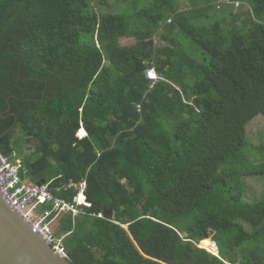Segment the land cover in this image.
I'll list each match as a JSON object with an SVG mask.
<instances>
[{"label": "trees", "instance_id": "16d2710c", "mask_svg": "<svg viewBox=\"0 0 264 264\" xmlns=\"http://www.w3.org/2000/svg\"><path fill=\"white\" fill-rule=\"evenodd\" d=\"M232 1L0 0V150L30 151L32 183L86 179L91 205L53 225L71 264H264L239 171L264 175L241 156L264 116V0Z\"/></svg>", "mask_w": 264, "mask_h": 264}, {"label": "built area", "instance_id": "2783aa9c", "mask_svg": "<svg viewBox=\"0 0 264 264\" xmlns=\"http://www.w3.org/2000/svg\"><path fill=\"white\" fill-rule=\"evenodd\" d=\"M148 74L151 75L152 71L149 70ZM17 161L18 158L0 152L1 195L31 224L35 232L41 234L57 252L68 258L65 238L70 232L57 237L53 225L59 215L70 213L75 218L83 210L82 207L91 205L86 194V179L78 182L70 179L62 185L53 184L56 178L44 183H32L22 177L21 164ZM71 190L76 193L69 199L65 196ZM55 192H61L65 196H58ZM47 204L51 206L48 207ZM99 216H102V213Z\"/></svg>", "mask_w": 264, "mask_h": 264}, {"label": "water", "instance_id": "95a60500", "mask_svg": "<svg viewBox=\"0 0 264 264\" xmlns=\"http://www.w3.org/2000/svg\"><path fill=\"white\" fill-rule=\"evenodd\" d=\"M1 116H5L4 113H1ZM44 182L45 180H42L38 183ZM102 217L114 220V210L105 207ZM0 264H71V262L57 252L41 234L35 232L31 224L11 207L0 193Z\"/></svg>", "mask_w": 264, "mask_h": 264}, {"label": "rangeland", "instance_id": "374dc122", "mask_svg": "<svg viewBox=\"0 0 264 264\" xmlns=\"http://www.w3.org/2000/svg\"><path fill=\"white\" fill-rule=\"evenodd\" d=\"M224 2L233 3L232 0H224ZM235 7H239V2H236ZM94 7L98 11L103 12H122L125 10H128V6L126 4H122L121 0H94ZM226 8V6H222L221 9ZM169 22V21H168ZM130 42L133 40L130 39ZM192 46H188V49H191ZM192 52H194L195 56H199V50L195 47L191 49ZM81 129L82 125L80 126ZM80 129V131H81ZM80 131L76 133L77 137L79 139H82L85 137V135H81ZM21 134V131L17 129L16 135L17 137ZM247 144L245 145L244 151L241 153V156L244 158V164L246 163L248 166L251 163L252 166L259 167L262 162L264 163V116L262 114H259L256 116L253 120L249 122L247 125V132L245 136ZM19 153H13L14 158H18L19 161H17L18 164H21L22 158L28 154H30V151L26 150L24 148L19 149ZM18 155V156H16ZM242 164V163H239ZM235 164L233 161H230V164H226L223 166L225 170H231L232 168H235ZM249 170H253L251 168H248ZM242 174V181L244 183V197L243 199L248 202H258L264 199V175L262 174H248L245 169H239ZM245 172V173H244ZM61 178V177H60ZM56 178V179H60ZM83 206V205H82ZM81 206V207H82ZM82 212V211H81ZM64 215V214H62ZM59 215L54 224H57V219L60 217ZM192 220V218H187L185 220L186 223H189ZM246 229L251 230V226L244 223ZM66 232H57L55 231V234L57 237L63 236Z\"/></svg>", "mask_w": 264, "mask_h": 264}, {"label": "clouds", "instance_id": "9594fccd", "mask_svg": "<svg viewBox=\"0 0 264 264\" xmlns=\"http://www.w3.org/2000/svg\"><path fill=\"white\" fill-rule=\"evenodd\" d=\"M152 71V74L151 75H149L148 74V71ZM146 75H147V77L148 78H150V79H152V80H154V81H157L158 79H160L161 78V75L156 71V69L153 67V68H150V69H148V70H146ZM155 75V76H154ZM82 128L85 130V132H86V135H85V137L88 135L87 134V131H86V129L84 128V126L82 125ZM80 129L81 128H79V130L78 131H80ZM77 131V132H78Z\"/></svg>", "mask_w": 264, "mask_h": 264}, {"label": "bare ground", "instance_id": "6f19581e", "mask_svg": "<svg viewBox=\"0 0 264 264\" xmlns=\"http://www.w3.org/2000/svg\"><path fill=\"white\" fill-rule=\"evenodd\" d=\"M212 253H213V251H212ZM216 254V253H215Z\"/></svg>", "mask_w": 264, "mask_h": 264}]
</instances>
